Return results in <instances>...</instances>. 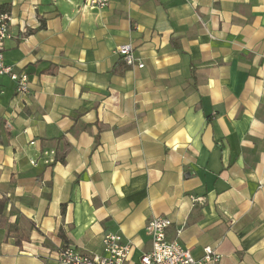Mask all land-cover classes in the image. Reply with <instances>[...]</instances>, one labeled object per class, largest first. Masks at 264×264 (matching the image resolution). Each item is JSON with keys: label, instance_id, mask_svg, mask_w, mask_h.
I'll return each instance as SVG.
<instances>
[{"label": "crops", "instance_id": "obj_1", "mask_svg": "<svg viewBox=\"0 0 264 264\" xmlns=\"http://www.w3.org/2000/svg\"><path fill=\"white\" fill-rule=\"evenodd\" d=\"M0 264L102 237L151 249L157 216L199 260L264 264V0H0ZM130 44L142 68L113 53ZM194 199V200H193ZM214 264V263H207Z\"/></svg>", "mask_w": 264, "mask_h": 264}, {"label": "built area", "instance_id": "obj_2", "mask_svg": "<svg viewBox=\"0 0 264 264\" xmlns=\"http://www.w3.org/2000/svg\"><path fill=\"white\" fill-rule=\"evenodd\" d=\"M82 7L87 10H100L109 5L110 0H80ZM11 17L6 12H0V76H7L14 84L18 94H25L29 90V78L24 72H17L4 62L5 42L10 39L9 28ZM113 53L119 61L130 68H142L143 63L135 56L134 48L130 44L117 46ZM194 200V199H193ZM172 222L162 216L152 218L146 232L150 237L151 249L142 254L137 262L130 261L132 245L125 241L121 235L108 233L102 237V253L88 255L78 252L71 246H64L59 250L60 264H207L218 263L217 255L211 247L204 248V255L196 260L188 249L177 241H168L166 231Z\"/></svg>", "mask_w": 264, "mask_h": 264}]
</instances>
